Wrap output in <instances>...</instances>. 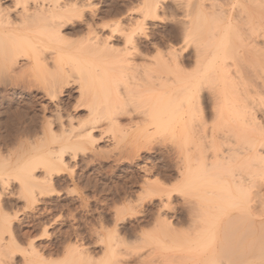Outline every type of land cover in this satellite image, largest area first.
<instances>
[{"label": "rangeland", "instance_id": "obj_1", "mask_svg": "<svg viewBox=\"0 0 264 264\" xmlns=\"http://www.w3.org/2000/svg\"><path fill=\"white\" fill-rule=\"evenodd\" d=\"M112 1L94 0V4L106 10L104 5ZM174 1L192 2H168ZM130 8H123V14ZM116 13L100 15L97 24L113 27L119 18ZM183 19L181 12L162 14L150 29L160 50L146 49L130 64L114 62L106 68L105 54L90 47L93 35L84 29L67 34L66 46L52 41L46 49L58 56L63 47L70 52L61 57L65 77L41 65L30 68L25 58L18 60L19 65H5L0 73V237L9 239L11 231L18 245L14 255L0 249V264H29L32 246L42 257L32 255L34 262L44 264H187V258L191 259L188 264H264V195L257 194L264 185V174L259 175L261 169L264 172V161L254 158L260 137L249 126L254 105L245 94L246 88L251 89L249 82L245 81L244 91L242 86L236 90L228 79L233 67L226 69V78L222 71L215 74L198 67L193 62L194 45H190L185 70L193 98L185 133L177 126L182 125L183 96L178 93L169 99L154 90L169 76L176 81L185 78L180 70L166 66L169 45L162 39L165 27H176ZM180 43L178 36L172 45L179 50ZM258 65L249 74L260 72L264 79V66ZM104 69L112 75L110 80L104 79ZM199 93L204 116L196 104ZM169 117L173 124L167 127ZM143 123L149 124L145 141L133 145L138 136L135 129ZM94 124L100 127L94 139L79 140L78 135ZM61 149L67 151V158L54 176L53 189H48L54 192L33 200L31 191L37 193L36 183L45 178L48 153ZM182 164L187 166L190 190L195 183L200 190L213 182L229 190L237 176L243 175L248 190H217L215 195L202 191L201 196L207 197L200 199L196 189L180 190ZM145 179H160L167 189H179L170 205L175 214L165 199L150 202L141 188ZM197 198L208 213L195 223L182 204ZM129 201L143 203V208L135 207L133 213H138L131 216ZM159 219L171 220L177 232L167 230ZM199 220H203L200 225ZM110 234L116 236L114 242L108 241ZM200 243L204 251L197 247L196 254ZM79 245L91 251V259L77 255L73 247ZM191 247L194 252L184 251Z\"/></svg>", "mask_w": 264, "mask_h": 264}, {"label": "bare ground", "instance_id": "obj_2", "mask_svg": "<svg viewBox=\"0 0 264 264\" xmlns=\"http://www.w3.org/2000/svg\"><path fill=\"white\" fill-rule=\"evenodd\" d=\"M168 1L169 0H113L111 3H106L104 5L106 10H103L98 7L97 4H94V0H0V73L5 65H19L18 60L20 58H25L27 60L26 65L30 68L41 65L45 67L47 71L54 70L59 72L61 77H65L67 75V70L63 66L64 61L61 57L66 54L68 55L70 52H68L66 47H63L61 49L62 54L60 53V56H58L54 53H48L46 49L52 41L59 42L66 46L65 37L67 34H79L83 32L84 29L88 31V35H93L89 39L90 47L105 54V57L102 59L105 67L106 65L114 64V62L130 64L136 57H142L146 49L155 48L160 50V45L154 42L155 36L150 32V29L156 26L155 23L159 21V17L162 14L175 16L177 12H181L184 19L178 21L177 23H181H179V25L177 24L176 27H165V31H163L164 37H162V39H166L169 45L168 57H165L166 66H169L171 69L175 68L180 70L185 75H183L185 78H179V80L176 81L175 78L169 76L165 78L162 83L158 82L154 90L166 94L169 99H172L178 93L183 96V103L180 105L182 125L177 126H181L180 129L182 128L183 130H181L185 133L188 123V117L186 119V116H189L192 105L191 99L193 98L191 97L192 95H189L191 83L188 78V72L185 70L186 64L190 61L187 55L190 45H194V53L192 52L194 54L193 62L198 67L210 68L215 74L222 71L223 76L225 75L224 73L227 74V68L230 66L233 67V71L228 75V79L230 80L229 83L232 84L233 88L237 90L238 86H242L241 90L244 91L246 88L244 86L246 80L250 84H248V86H251V89L246 88V93L244 92L249 98H252L251 101L253 102L251 103L254 104L253 106L250 105L253 112L251 113L252 119L250 118L251 121L249 126L255 129L257 137H260V144H257H259V147L263 148V152L259 151V147L256 151L254 150L255 152L253 151L254 158L258 156L264 161V107H262L264 106V79L260 72L259 75L253 74L255 73L254 66H259L258 64L264 66V0H192L191 3L187 2V4H179L174 1L172 5ZM130 6L133 8L131 9ZM128 7L130 9L123 14V8ZM114 12H120V14L116 13L119 18L114 21L113 27L105 23L103 25L101 24V26L97 24L100 15H110ZM87 16L88 19L86 18ZM106 31L109 33L106 34ZM178 36H180V44L182 45L179 50L172 45V42H174ZM192 37H194L193 40L195 39L194 43H191ZM121 41L123 43L122 47L116 45ZM23 68H25V66H23ZM257 68L259 67H256V72ZM250 69H253V73H250L251 75L249 74ZM246 75H248V77ZM103 77L109 80L112 77L108 69L103 70ZM224 78L226 77L224 76ZM66 84H68V82ZM105 89L107 88L105 87ZM202 99L199 93L196 98V104L201 116H204L205 107ZM226 102L228 104L231 103L230 98H227ZM116 120L118 121V119ZM172 124V117H169L167 127L170 125L172 126ZM64 128L63 124H61L63 133L66 130H64ZM99 130L100 127L98 124L91 125L88 129L84 130L83 133L81 132V134L78 135V139L82 142L91 141L94 139V133ZM135 131L138 133V136L132 142L133 145L143 143L145 141V136L149 132V124L143 123L142 125H138ZM66 158L67 151H65V149H61L58 152L52 150L48 153V157L43 164L45 178L36 183L35 187L37 193L35 190L31 191L30 196L33 200H35L38 195L47 196L49 193L54 192L48 189H53L54 176L61 172V166L65 164ZM183 168V170L179 168L182 180H180L181 184H179L181 191L182 188L184 190L187 187L185 189L187 190L190 187H188L190 180L185 176V172L186 174L188 172V170H185L187 166L185 167L183 165ZM142 169L148 172L146 167ZM261 170L263 172V169ZM261 170L258 169L260 172ZM262 172L259 173V175L264 174V172ZM243 177L246 176L243 175ZM243 177L237 176L238 179L234 180V186L229 190L232 192H243L248 190V187L245 186L247 180ZM200 179L201 182H204L201 176ZM213 180L217 181L216 178ZM195 184L191 185L192 190L189 188L187 191L196 192V190H198L200 194H198V197L202 195V191L208 192L210 195L218 194L219 190L222 192L229 191L227 190V186L225 187L222 184V186H214V182L211 184L213 187L211 189L209 188L211 186L210 184L208 185L205 183V186H209L205 189V186H203L204 184L202 185L199 181L197 184L202 185L199 190L196 188L197 186H194ZM141 188L150 202L155 199L167 200V207L175 214V208L170 207V205L176 191L180 192L179 189H167L164 182L160 179H155L153 181L145 179ZM258 188L257 194L264 195V185ZM202 197L206 198L207 196H201L200 199ZM198 199L199 198H197V201L195 200L193 202L184 200L182 204V209L195 223L197 222L196 219H200L207 211L204 209L206 205L202 200ZM136 203L129 201L130 210L133 209L131 211V216L132 214L135 215V213H138V211L133 213L136 211L134 210L135 207V209H137V207L138 209L143 208V203ZM207 213L208 212H206V214ZM158 214L161 219L160 213ZM261 214H264V210ZM8 219H6L5 222L8 227H11L12 222ZM160 219V223H164L167 230L170 229V232L173 230L172 233L177 232L178 229L173 225L171 220L164 219L162 221ZM199 221L200 222L197 224L200 225L203 220ZM196 228L199 229V227ZM115 237L110 234L108 241L114 242L116 239ZM202 244L205 243L203 242ZM17 245L18 238L11 231L9 232V239L5 240L3 236L0 237V249L2 251L14 255L13 249H16ZM195 247L196 249L194 250L197 252L195 253L199 254V249L204 246H201L200 243V246L197 245ZM197 247H199V249ZM73 249L80 257L91 259L92 253H90L91 251L88 249H82L80 245L73 247ZM189 249H184V251H186V253L194 252L191 251L192 247ZM201 250L204 251L203 248L200 249V251ZM213 252L215 254L216 250ZM31 253L42 260V257L38 255L39 253L33 246ZM203 254L201 253V255ZM32 255L27 257V262L29 264H44L43 262L35 263ZM187 259L189 263L191 259ZM197 259H195V261ZM214 262L216 263L215 259ZM181 263L184 264L185 262L181 261ZM193 264L195 263L193 262Z\"/></svg>", "mask_w": 264, "mask_h": 264}]
</instances>
